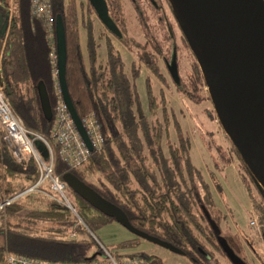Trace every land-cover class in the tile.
<instances>
[{"label":"trees","instance_id":"16d2710c","mask_svg":"<svg viewBox=\"0 0 264 264\" xmlns=\"http://www.w3.org/2000/svg\"><path fill=\"white\" fill-rule=\"evenodd\" d=\"M106 3L121 36L109 31L102 23L98 26L97 36L103 38L106 48V56L102 60L96 59L95 55L96 29L92 23L97 16L88 0H50L54 18L59 13L63 22L64 75L70 99L80 118L93 114L102 136L101 146L94 148L80 166L72 167L61 160L57 145L49 139L52 115L47 118L42 113L37 82L42 80L44 83L52 108L56 92L49 52L52 47L55 49L54 24L51 36L47 37L44 21L30 10V0H0L1 16L11 6L5 52L0 62L4 97L26 128L49 139L54 174L60 179L64 173L70 172L118 206L133 227L178 247L194 264H225L221 260L231 264L203 211H207L220 229L211 214L214 207L209 184L190 160L189 137L164 98V86L159 88L160 100L152 92L151 74L162 85L167 84L166 75L159 65V44L150 38L139 39L129 34L124 0H106ZM138 19L144 30V21L141 16ZM79 24L86 29L88 53L85 56L79 38ZM114 37L135 51L136 59L130 60L128 72ZM163 62L167 73L176 79L178 74L173 71L175 60ZM141 66L146 69L147 111L141 105L135 83ZM203 84L207 86L195 59L186 81L177 88L189 101L200 102L207 96L212 100L209 93H202ZM170 122L175 135L169 134ZM232 146L240 159L237 164L242 170L240 176L250 208L261 227V235L256 237L260 241L261 236L264 244V189L233 143ZM2 148L0 200L25 190L37 177L32 159L16 161L5 147ZM68 189L76 201V215L37 192L24 193L0 210V235L3 239L0 264L6 252L75 263L101 250L100 243L91 233L94 228L115 220ZM133 235L121 246L135 245L136 238L141 237ZM235 238L241 241L238 234ZM109 250L118 257L139 256L148 264H164L158 256L143 251Z\"/></svg>","mask_w":264,"mask_h":264},{"label":"water","instance_id":"95a60500","mask_svg":"<svg viewBox=\"0 0 264 264\" xmlns=\"http://www.w3.org/2000/svg\"><path fill=\"white\" fill-rule=\"evenodd\" d=\"M191 32L197 62L215 104L220 124L251 174L264 189V0H170ZM100 22L112 33L121 32L108 13L106 0H88ZM0 33L5 29L0 15ZM56 76L60 94L81 139L92 145L70 99L65 82V37L61 15L55 14ZM175 64L173 63V71ZM42 113L52 115L42 80L37 82ZM62 180L101 213L112 217L131 233L183 254L178 247L133 227L124 212L70 172ZM204 214L231 264H247L220 229ZM95 254L90 257H94Z\"/></svg>","mask_w":264,"mask_h":264},{"label":"rangeland","instance_id":"374dc122","mask_svg":"<svg viewBox=\"0 0 264 264\" xmlns=\"http://www.w3.org/2000/svg\"><path fill=\"white\" fill-rule=\"evenodd\" d=\"M124 10L129 34L139 39L150 38L159 44L161 52L159 65L166 75L167 84L162 85L151 74L152 92L157 96V100H160L159 88L164 86V98L189 137V157L209 184L214 207L211 214L218 222L221 235L228 239L230 245L247 264H264V244L260 239L262 237L260 236V241L256 237L261 235V227L258 222L254 227L248 224L249 218L255 217V214L250 208L247 191L240 176L242 170L237 164L240 159L220 124L215 104L208 96L200 102L189 101L177 88L180 83L186 81L193 61L195 59L197 61L191 32L170 0H124ZM139 16L144 21V30L139 25ZM92 25L96 29L94 33L96 59L103 60L106 56L105 42L102 37L97 36V28L101 22L94 17ZM79 38L85 56L88 53L85 46L87 35L82 24H79ZM113 41L121 52L124 68L128 72L130 60L136 59L135 51L133 48H126L118 38L114 37ZM163 60H175L174 72L178 74L176 79L167 73ZM145 74L146 69L141 66L135 83L141 105L147 111ZM201 89L202 93L208 94L206 85L203 84ZM168 131L170 135H175L172 122L168 125ZM171 139L173 140V137ZM42 150V154L45 155L46 151L43 148ZM37 193L50 199L44 193L38 191ZM71 197L76 206L72 193ZM91 234L108 249L120 252L143 251L158 256L164 264H194L186 255L143 238H136V244L133 246H121L123 241L133 238L134 235L116 221L94 228ZM235 234L240 236L241 241H236ZM2 241L0 235V244ZM221 261L226 264V261Z\"/></svg>","mask_w":264,"mask_h":264},{"label":"built area","instance_id":"2783aa9c","mask_svg":"<svg viewBox=\"0 0 264 264\" xmlns=\"http://www.w3.org/2000/svg\"><path fill=\"white\" fill-rule=\"evenodd\" d=\"M31 12L42 18L46 26V35L50 37L53 30L54 15L51 10L50 0H30ZM11 16V6L5 11V29L0 39V62L5 52L4 42L9 19ZM52 63V76L55 80L56 98L51 108L52 120L50 124L49 139L57 145V154L61 160L69 166H80L89 156L94 148H99L102 144L100 125L96 122L93 114L89 113L81 119L86 130L92 150L90 151L79 133L67 110V106L62 99L56 76V53L55 49L49 52ZM48 138L25 127L22 119L12 112L8 102L4 97L3 84L0 82V177L2 175V147H5L16 161L32 159L36 165L37 177L33 184L25 190L12 196L3 197L0 200V210L17 200L27 192H41L50 199L62 204L76 215L75 205L71 193L66 183L54 174L53 151ZM46 151L43 155V150ZM249 226L257 225L255 217L249 218ZM101 245V244H100ZM3 264H148L139 256H117L109 249L101 245V250L94 257L79 262L53 261L42 258L29 257L21 254L6 252L3 257Z\"/></svg>","mask_w":264,"mask_h":264},{"label":"bare ground","instance_id":"6f19581e","mask_svg":"<svg viewBox=\"0 0 264 264\" xmlns=\"http://www.w3.org/2000/svg\"><path fill=\"white\" fill-rule=\"evenodd\" d=\"M5 15V13L3 14V16Z\"/></svg>","mask_w":264,"mask_h":264}]
</instances>
